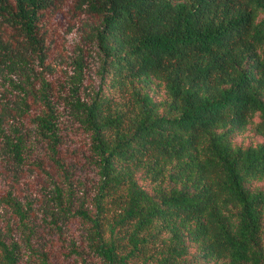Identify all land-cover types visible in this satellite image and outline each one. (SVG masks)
<instances>
[{"label": "trees", "instance_id": "trees-1", "mask_svg": "<svg viewBox=\"0 0 264 264\" xmlns=\"http://www.w3.org/2000/svg\"><path fill=\"white\" fill-rule=\"evenodd\" d=\"M56 3L0 0V159L44 170L46 213L70 251L101 264H264V0H79L95 20L59 77ZM68 129L85 135L92 192L61 157ZM246 132L262 141L237 143ZM33 208L0 195V264H53Z\"/></svg>", "mask_w": 264, "mask_h": 264}, {"label": "rangeland", "instance_id": "rangeland-1", "mask_svg": "<svg viewBox=\"0 0 264 264\" xmlns=\"http://www.w3.org/2000/svg\"><path fill=\"white\" fill-rule=\"evenodd\" d=\"M89 14L79 7V0H57L54 11L51 12L47 25L51 39L50 60L57 65L56 77L61 75L65 62L75 53L77 41L84 36L87 24L93 22ZM262 141L253 136L251 132L237 138V143L247 145L251 141ZM85 135L68 129L61 157L69 169L73 180L90 192L94 188L96 175L93 168L87 165ZM46 157L45 151L39 152L37 159ZM49 172L56 177L52 164L45 165ZM259 186L264 187V183ZM51 188V180L44 170L36 165L24 169L8 168L0 159V195L12 189L22 201H31L33 205V217L36 225V247L45 253L53 264H83V257L88 264H101V262L83 253V248H78L81 254L72 253L68 247L70 243L64 241L50 222L46 213L49 202L47 194ZM1 226V225H0ZM2 227H4L2 225ZM69 234L77 246L83 245L81 225L78 221L68 224ZM5 228V227H4ZM83 256V257H82Z\"/></svg>", "mask_w": 264, "mask_h": 264}]
</instances>
